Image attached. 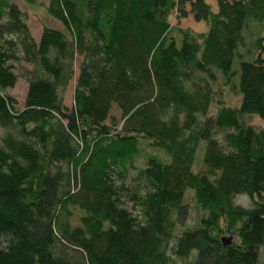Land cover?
I'll return each instance as SVG.
<instances>
[{
  "label": "trees",
  "instance_id": "16d2710c",
  "mask_svg": "<svg viewBox=\"0 0 264 264\" xmlns=\"http://www.w3.org/2000/svg\"><path fill=\"white\" fill-rule=\"evenodd\" d=\"M216 2L48 0L62 29L43 25L36 39L17 3L0 0V264H261L264 58L260 34L246 38L264 0ZM172 10L207 30L171 26ZM19 61L31 65L22 109L6 92ZM216 73L240 101L210 113ZM187 191L198 215L180 228Z\"/></svg>",
  "mask_w": 264,
  "mask_h": 264
},
{
  "label": "rangeland",
  "instance_id": "374dc122",
  "mask_svg": "<svg viewBox=\"0 0 264 264\" xmlns=\"http://www.w3.org/2000/svg\"><path fill=\"white\" fill-rule=\"evenodd\" d=\"M14 2L17 3L18 7L20 8L21 11H23L25 15V22H27L28 28L30 29V32L33 34V36L38 39L40 36V31L42 29L43 25H48L49 27H53L56 29L61 30L62 25L55 19H53L50 15H48L47 11L45 10V7L48 4V0H38V2L34 4H26L22 0H14ZM206 3L209 4L211 10L215 12L217 10V2L216 0H205ZM189 9V5L186 6V10ZM168 22L171 26H175L177 28H183V29H190L193 33H200L204 32L207 30L208 25L206 24L205 21L200 20L196 21L193 18L192 14H189L186 17H181L178 15V13L175 10H172L168 14ZM260 34L262 41H261V49L257 50L255 54H261V56L264 58V24H257L253 22L250 27V33L247 35V44H249L252 47V38H254V35ZM16 67L14 72L18 76L14 86L6 92L8 94H11L16 101V106L20 109L23 107V102L25 99V94L27 91V80L25 79L24 76L21 75L22 71L24 68L30 69L31 65H28L24 63L23 61H19V63H15ZM79 65V58L75 61L74 65V77L68 82L67 87L64 89L63 95H64V104L66 106H72V101H73V89H74V83L77 77V67ZM237 66V64L235 63ZM238 67V66H237ZM216 77L218 78L216 81H214L211 85L212 88H215L216 92L214 95V102L213 106L210 108V113L214 112L215 106L217 104V99H219L222 103V105H228V106H233L236 107L239 104L240 101V96L238 90L235 88L230 89L228 86H222V79L219 77L218 73H216ZM219 88H221V91H219ZM110 114L114 115L115 117L120 116L119 110L116 108V106H113ZM248 122L250 125H252L255 128H258L263 125V121L261 118L257 117L256 115H250L247 117ZM6 130L2 127H0V144L2 143L1 139L2 136L6 133ZM221 136V133L219 134ZM146 153L149 154H156L159 157L162 158V160H168L167 155H165L164 152L156 149L155 147L148 146L145 150ZM197 156L194 162V170L197 168L201 167V158H202V150H199L197 152ZM145 159L146 157L144 154L140 155L137 159L134 160L133 166H138L142 167L145 164ZM132 174H135V170L131 169V173L129 177H132ZM186 199L185 203L189 207V213L187 216V220L183 226H180V228L187 227L188 225H192L196 221V216L198 215V210L196 207H194L192 197L190 196V192L187 191L186 193ZM235 201L237 203H241L243 205H248V198L245 195H240L236 197ZM127 209L130 210L132 213H137L136 208L134 205L131 203H127L126 205ZM180 231V229H177L175 234H177ZM259 258L261 261V264H264V246L262 247ZM190 257L186 260H178L175 262V264H191Z\"/></svg>",
  "mask_w": 264,
  "mask_h": 264
},
{
  "label": "water",
  "instance_id": "95a60500",
  "mask_svg": "<svg viewBox=\"0 0 264 264\" xmlns=\"http://www.w3.org/2000/svg\"><path fill=\"white\" fill-rule=\"evenodd\" d=\"M231 239H232V237H225V236H223V237H221V242H222V244L224 246H228L231 243Z\"/></svg>",
  "mask_w": 264,
  "mask_h": 264
}]
</instances>
